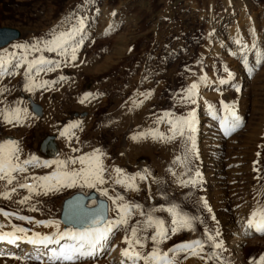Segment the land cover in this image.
<instances>
[{
	"label": "rangeland",
	"instance_id": "obj_1",
	"mask_svg": "<svg viewBox=\"0 0 264 264\" xmlns=\"http://www.w3.org/2000/svg\"><path fill=\"white\" fill-rule=\"evenodd\" d=\"M81 19L83 30L73 38L83 37L75 60L57 52L15 47L50 40L53 33L69 32L79 27ZM252 24L260 39L256 43L251 40ZM0 26L20 31L17 39L0 47V54L6 60L15 63L19 57L26 56L30 61L43 55L60 61V67L54 71L33 73L37 81L55 83L34 88L32 92L24 87L27 65H7L8 71L0 75L3 90L0 111L19 107L27 109L28 114L22 123H5L0 117V142L16 141L20 161L32 155L41 161L68 160L99 149L105 169V183L96 188L77 184L44 195L41 188L36 194L18 185L32 183V177L49 175L56 165H29L27 172L13 173L16 179L11 184L6 179L0 180V193L7 191L10 197L0 195V208L14 213L1 217L30 224L28 233L33 234L41 226L36 223L32 226L34 221L54 220L63 225L60 213L66 198L76 192L94 191L107 201V217L114 220L118 218L116 205L108 197L120 195L124 200L117 203L141 207L132 209L128 224L115 231L103 252L76 264H120L115 251L127 247L123 239L125 229L130 232L132 224L137 222L143 228L148 215L170 225L167 209L173 205L177 211L198 219L192 220V230L171 235L161 243V251L186 239L200 238L207 250L219 253L205 237L212 235L214 241L222 238L225 242L222 254L229 253V242L235 233L222 223V232L217 236L211 217L218 212L223 222L229 215L233 219L236 210L244 213L249 200L257 195L255 177L264 181V0H0ZM236 26L240 28L242 44L235 42ZM225 68L232 73L231 79ZM61 76L65 79L61 80ZM221 80L228 82L216 89L214 83ZM193 83L197 89L188 99ZM85 93H91L92 97L81 103ZM221 101L234 105L241 115L240 127L229 135L220 126L224 116ZM32 103L41 106L39 114L32 110ZM193 110L198 122L196 145L200 148L196 149L201 163L192 155L184 163L187 141L179 135L167 139L172 135L169 121L186 117ZM74 122H79V127L71 130V139L61 136L60 132ZM140 133L145 135L133 139ZM150 133L157 135L154 138ZM160 133L164 138L159 137ZM47 135L54 136L55 156L48 155L40 146ZM80 167L77 161L69 163L67 170ZM116 168L129 177L140 173L146 178L136 177L138 190L126 189L115 183L119 178ZM197 169L202 180L195 186L178 182L192 178ZM13 188L15 192L11 191ZM101 189H107L108 196L102 195ZM263 192L260 193L262 206ZM25 196L31 198L21 204L19 201ZM205 201L207 206L213 202L211 212L204 206ZM87 204L96 202L90 200ZM18 216L31 217L32 222L19 220ZM152 231L147 229L139 234L149 236ZM257 241V247L247 250L248 264L264 254V233L258 235ZM113 247L111 257L107 256ZM151 247V240H146L143 251L148 252ZM22 249L23 246L6 254L1 252L0 264H45V258L26 259L36 253L24 254ZM214 261L207 260L229 264L225 258Z\"/></svg>",
	"mask_w": 264,
	"mask_h": 264
},
{
	"label": "snow or ice",
	"instance_id": "obj_2",
	"mask_svg": "<svg viewBox=\"0 0 264 264\" xmlns=\"http://www.w3.org/2000/svg\"><path fill=\"white\" fill-rule=\"evenodd\" d=\"M115 14V13H113ZM84 20L79 21V27H74L69 32H63L59 34L53 33L50 40L37 41L36 44L32 45H16L17 48L30 49L32 51H48L57 52L60 56H71L72 60H75V53L82 43L83 37L80 40H74L75 35L83 30ZM239 43V41H237ZM43 44V48L40 45ZM75 45V46H73ZM13 58L15 56L13 54ZM12 63L11 60H6L3 54H0V75H3L8 71L7 65ZM21 63L27 65L25 69V76L27 83L25 84V90L32 92L34 88L45 87L55 81H37L33 73L37 75L40 72L54 71L55 68L60 67V61L50 60L43 55L27 60L26 56H21L16 59L15 63H12L13 67H19ZM259 63V61H257ZM225 72L228 73V78H232V73L225 68ZM14 74V73H10ZM61 80L65 77L61 76ZM221 84H226V80H221ZM197 85L193 83L188 90V99L195 93ZM0 91H3L0 89ZM92 97L91 93H85L81 103L84 100ZM192 103H195L193 100ZM221 108L224 112V116L220 119V126L225 135H229L240 127L242 120L241 117L236 113L234 105L225 104L221 101ZM23 114V115H22ZM28 114L27 109L19 107L13 109H4L0 111V117H2L5 123H22L23 117ZM168 115V114H166ZM171 124L170 131L171 136L167 139H175L177 135L185 138L187 141L186 155L184 157V163L188 161V155L197 156L196 149V118L195 111L189 112L186 117L176 118L170 120ZM79 127V122L68 124L61 132V136H66L71 139L73 133L72 129ZM154 135V133H150ZM145 133H140L134 136L133 139H138L144 136ZM160 138H164L163 134H158ZM20 149L18 144L14 140H5L0 142V180H7L8 184H11L16 177L13 173L16 172H27V166H44L56 165V170L46 176L32 177V183H20L19 188H24L29 193L39 194L38 188L43 189V194L47 195L48 192L58 190L61 187H74L79 184L81 187L87 186L88 188H96L98 185L105 183L104 179V167L100 161L99 149L94 150L92 154H86L77 158H69L68 160H45L41 161L37 156H29L27 159L20 161L18 153ZM75 151V149H74ZM198 158V156H197ZM180 159L179 157L177 158ZM79 162L81 167L79 169L67 170L69 163L75 164ZM115 172L118 174V179L115 183L122 184L126 189L138 190L135 184L136 177L145 179L146 177L140 173H136L134 176H127L123 173V170L116 168ZM175 175V173H173ZM202 180L201 173L197 169L195 175L189 180L178 181L182 185L192 184L195 186ZM15 192L16 189H11ZM101 194L108 196L107 189H101ZM5 198H10L7 191L0 193ZM31 197L25 196L19 202L21 204L28 201ZM112 200V203L116 205L117 219L109 220L107 213L109 211L108 205L100 201L96 207L89 209L87 205L80 206L79 202L75 208L65 217V224H75L76 227H65L63 231H60V224L54 220L48 221H35L38 225H44L45 227L53 226L57 231L51 234L42 235L39 232L28 235L29 230L12 225L11 231H3V225L0 224V244L16 245L19 242H25L34 246L35 255L31 257H25L26 259L40 260L42 256L47 257L49 264H76L84 258L94 257L100 253L101 249H106L110 243L111 237L114 235L116 230H119L121 226L128 224V219L132 214V209H139V204L129 203H117L123 201L124 198L117 195L115 198L108 197ZM204 206L207 208V202H204ZM35 210V209H33ZM155 211V209L153 210ZM211 211V209H209ZM167 212L171 215L170 225L166 224L163 219L148 215L146 221L143 224V228L139 227V222L132 225L130 232H127L123 237L127 247L121 249V256L123 259L120 264H139L143 261V264H181L178 260L180 254H183V259H188L189 256H197L202 260H211L218 258L217 252L213 251L210 255H201L204 252V243L201 240H190L183 241L168 248L167 251H161L160 244L165 240L170 239L171 235H176L183 230H192L194 217H189L186 214L176 210V206L173 205L167 209ZM0 215L9 217L14 213H9L0 208ZM143 215V213H141ZM19 220H32L28 216H18ZM246 226L249 229H254L256 232L264 233V206H258L254 209L249 219L246 222ZM152 229L153 231L149 236H141V231ZM219 236V232L216 233ZM146 240H151L152 247L148 252L142 251L145 247ZM207 240L211 241V247L213 249L222 250V241H214L212 235L207 236ZM20 259V257H16ZM250 264H264V254H261L258 259L250 261Z\"/></svg>",
	"mask_w": 264,
	"mask_h": 264
},
{
	"label": "bare ground",
	"instance_id": "obj_3",
	"mask_svg": "<svg viewBox=\"0 0 264 264\" xmlns=\"http://www.w3.org/2000/svg\"><path fill=\"white\" fill-rule=\"evenodd\" d=\"M251 22V21H250ZM239 27L238 26H236V28H235V32H236V36H235V42L237 43V44H240L241 42H242V40H240L241 38L239 37V35H240V28L238 29ZM237 29V30H236ZM251 40H252V42H258L260 39H258V37H257V31H256V27H255V25L254 24H252V27H251ZM237 41H239V43L237 42ZM234 42V43H235ZM242 44V43H241ZM252 46V45H251ZM260 57V56H259ZM238 79H237V83L238 82H240V76H238L237 77ZM227 81V80H226ZM228 82V81H227ZM205 82H203V84H204ZM214 85L216 86V89L217 88H220L221 89V86H222V84L220 83V82H216V83H214ZM225 86V84L222 86V87H224ZM219 89V90H220ZM218 90V91H219ZM235 111H236V113L239 115V116H241L240 115V113H239V111H237L236 109H235ZM196 122H197V119H196ZM197 124H198V122H197ZM197 128H198V126L196 127V132H195V140H197L198 139V134H197V132H198V130H197ZM47 136H51V135H47ZM53 136V135H52ZM54 142H55V139H54ZM56 143V142H55ZM56 147H57V145H56ZM196 147H199L200 148V146L199 145H196ZM47 149H48V147H46ZM199 148H198V151H199ZM46 149V150H47ZM43 150V149H42ZM48 150H50V149H48ZM199 155V153L197 154V156ZM197 158V157H196ZM197 162L199 163H201V161H200V156H198V160H197ZM252 166V165H251ZM255 171H257V170H255ZM255 180H256V183H257V195H256V197H254L253 196V198H251L250 200H249V207H248V209L244 212V213H242V212H239L238 210H236V212H237V214H235V216L233 217V219H231V216L229 215V216H227L228 217V220H224L223 222H222V220L220 219V216H218L217 215V213H214V215H212V217H211V219H212V222L214 223V228L213 229H216V231L217 232H222V229H223V227L225 226V224H226V226H227V228L228 229H232L230 232H233V233H235V237L232 239V241L231 242H229V244H230V249H229V253H227V254H222V251L224 250L223 248H222V250H220V249H218L219 250V253H217V255H218V258H213L216 262L218 261H222V260H224V258H225V260H227V262L229 263V264H248V262L246 261V255H247V250L249 251L251 248H253V247H257V245H258V243H259V241H257V239H258V235L259 234H261L260 232H256L254 229H249V228H247V226H246V222H247V220L249 219V217H250V214H251V212L254 210V209H256L258 206H262V203H261V199H260V193L261 192H263L264 191V181H261L260 180V178H256L255 177ZM254 188V187H253ZM263 194H264V192H263ZM99 197V196H98ZM95 201V200H94ZM247 201V200H246ZM96 202V201H95ZM215 203V202H214ZM210 205H212V206H214V204H213V202H210ZM91 206V205H90ZM212 206H208V209H212ZM240 206V205H239ZM248 206V205H247ZM244 207V206H243ZM214 208V207H213ZM181 210V209H180ZM232 211V210H231ZM241 211V210H240ZM243 211V210H242ZM211 212V211H210ZM235 213V212H234ZM233 213V214H234ZM238 213H239V215H238ZM211 216V215H210ZM134 217V216H133ZM132 217V218H133ZM131 218V217H130ZM129 218V219H130ZM134 218H136V216L134 217ZM223 218V217H222ZM201 219V218H200ZM61 221V220H60ZM135 221V220H134ZM31 222H32V220H31ZM30 221H28V223H31ZM62 222V221H61ZM128 222H129V220H128ZM132 222V221H131ZM211 222V221H210ZM18 223V224H17ZM35 223V221L32 223V226H33V224ZM133 223H136V222H133ZM222 223L224 224L223 225V227H221L222 226ZM0 224H2L4 227H3V231H11L12 230V225H17V226H21V227H24V228H27V229H29V227H30V224H26L24 221H19V222H15V220L13 219V218H3V217H1L0 216ZM62 224L64 225V223L62 222ZM238 224H240V228H236V225L238 226ZM63 225H61L60 224V231H63L64 229H65V227H68L69 225H64L65 227H63ZM133 225V224H132ZM130 226V224L128 225V227ZM225 226V227H226ZM70 227H72V226H70ZM32 228V227H31ZM55 228V227H54ZM52 228V227H45V226H43V225H41L40 226V228H37V230H38V232L39 233H41L42 235H44V234H51V233H53V232H55V231H57V229L55 228ZM36 229V228H35ZM31 231V230H30ZM206 231H207V229H206ZM201 232H203V231H201ZM215 232V231H214ZM208 234H210L209 232H208ZM28 235H32L31 233L29 234L28 233ZM202 235V234H201ZM199 237H200V235H199ZM202 237V236H201ZM206 238H207V235L205 236ZM204 237V238H205ZM203 238V240H204V242L205 243H207V241L205 240ZM198 240H201L200 238H198ZM185 241H190L189 239H186ZM217 241H222V244H223V246L225 245L224 243V241H223V239L222 238H219V240H217ZM115 243V242H114ZM120 243V242H119ZM118 243V244H119ZM118 244H117V246H118ZM23 246V251H24V254L26 253V254H33V253H35V251H34V246H32V245H30V244H27V243H25V242H19L18 244H16V245H9V244H0V253L2 252H5V254H6V252H13V251H15L16 249H18V248H20V247H22ZM246 247V248H245ZM115 247H113V248H110V254H108L107 256H109V257H111L110 255L113 253V249H114ZM245 248V249H244ZM120 249H123V248H120L119 247V251H120ZM208 248H206V247H204V252L201 254V255H205V256H207V255H210L213 251H210V250H207ZM243 249V250H242ZM105 249H101L100 250V253L101 252H103ZM119 251H118V249H117V251H115L116 253H118V262H120L122 259H123V257L121 256V251H120V253H119ZM143 251V250H142ZM166 251V250H165ZM220 251H221V253H220ZM99 253V254H100ZM5 254H4V256H5ZM8 254V253H7ZM98 254V255H99ZM220 254H222V255H224V256H222V255H220ZM98 255H96V256H98ZM1 256V255H0ZM9 256H11V255H9ZM95 257V256H94ZM42 259H44L43 260V262L45 263V264H48L49 262L47 261V257L46 256H42L41 257ZM89 259L90 258H93V257H88ZM178 260L181 262V264H213V262L212 263H210V262H207V260H202V259H200L199 257H197V256H189L188 257V259H183V254H180L179 255V257H178ZM214 261V262H215Z\"/></svg>",
	"mask_w": 264,
	"mask_h": 264
},
{
	"label": "water",
	"instance_id": "obj_4",
	"mask_svg": "<svg viewBox=\"0 0 264 264\" xmlns=\"http://www.w3.org/2000/svg\"><path fill=\"white\" fill-rule=\"evenodd\" d=\"M19 36H20V31L18 29L7 26H0V47L8 44L12 40L17 39ZM31 108L36 114H39L41 112V106L39 104L32 103ZM40 146L43 149V151L50 156H55L57 154L56 143L54 142V136L52 135L46 136L41 141ZM46 147H48V149L50 150H48ZM90 200H95L96 204L91 206L88 205L87 203ZM100 201H103L107 204V201L101 197H98V195L94 191H91L88 194H84L82 192H76L63 201L62 209L60 213V220L64 223V225H66L65 217L69 215V213L75 208L77 202H79L80 206L87 205V207L91 209L96 207L97 203ZM69 226L76 227L75 224Z\"/></svg>",
	"mask_w": 264,
	"mask_h": 264
}]
</instances>
